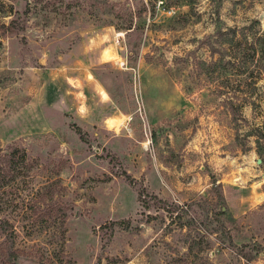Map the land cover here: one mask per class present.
I'll use <instances>...</instances> for the list:
<instances>
[{"label":"rangeland","instance_id":"1","mask_svg":"<svg viewBox=\"0 0 264 264\" xmlns=\"http://www.w3.org/2000/svg\"><path fill=\"white\" fill-rule=\"evenodd\" d=\"M0 4L15 264H264V0Z\"/></svg>","mask_w":264,"mask_h":264},{"label":"trees","instance_id":"2","mask_svg":"<svg viewBox=\"0 0 264 264\" xmlns=\"http://www.w3.org/2000/svg\"><path fill=\"white\" fill-rule=\"evenodd\" d=\"M4 6L0 4V13L2 18L15 16L17 11L12 10L9 6L6 11ZM0 28L4 31L0 33L3 37L6 34H11L18 29L16 19H8L7 23H1ZM247 47L250 49L249 58L253 61L256 70L259 69V63L264 59V45L259 38L254 39ZM237 59V58H236ZM264 73V66L262 68ZM29 165L23 151L18 148L11 147L4 150L0 149V264H15L18 257L22 256L21 250L13 248V245L7 246L8 240L13 238L14 231L11 230L7 217L3 214V210L12 205V199H8V194L18 193L29 182L25 180L28 176ZM63 217L58 221V225L62 230ZM9 240V241H10Z\"/></svg>","mask_w":264,"mask_h":264},{"label":"water","instance_id":"3","mask_svg":"<svg viewBox=\"0 0 264 264\" xmlns=\"http://www.w3.org/2000/svg\"><path fill=\"white\" fill-rule=\"evenodd\" d=\"M259 162V161H258Z\"/></svg>","mask_w":264,"mask_h":264}]
</instances>
